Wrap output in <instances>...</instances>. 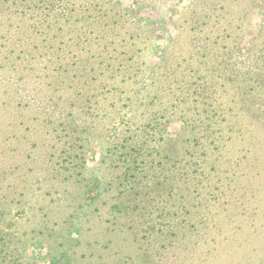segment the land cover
Returning <instances> with one entry per match:
<instances>
[{"label": "rangeland", "instance_id": "1", "mask_svg": "<svg viewBox=\"0 0 264 264\" xmlns=\"http://www.w3.org/2000/svg\"><path fill=\"white\" fill-rule=\"evenodd\" d=\"M0 264H264V0H0Z\"/></svg>", "mask_w": 264, "mask_h": 264}]
</instances>
